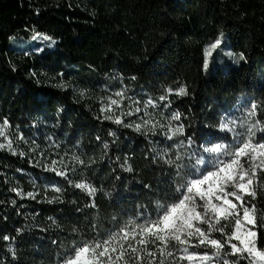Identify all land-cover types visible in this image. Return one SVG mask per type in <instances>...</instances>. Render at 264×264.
Here are the masks:
<instances>
[{
  "label": "trees",
  "instance_id": "trees-1",
  "mask_svg": "<svg viewBox=\"0 0 264 264\" xmlns=\"http://www.w3.org/2000/svg\"><path fill=\"white\" fill-rule=\"evenodd\" d=\"M36 35L54 47L31 53L30 70L15 69L12 39ZM181 86L187 95L176 94ZM107 88L179 112L197 146L231 142L218 129L221 117L239 102L264 109V0H0V124L7 119L23 137L16 151L0 149V264H59L76 242L154 215L158 201L178 195L175 168L159 149L175 159L184 149L169 146L183 136L167 141L104 119ZM257 118L264 119L259 110ZM53 161L68 179L46 170ZM254 203L264 211V191Z\"/></svg>",
  "mask_w": 264,
  "mask_h": 264
},
{
  "label": "snow or ice",
  "instance_id": "snow-or-ice-1",
  "mask_svg": "<svg viewBox=\"0 0 264 264\" xmlns=\"http://www.w3.org/2000/svg\"><path fill=\"white\" fill-rule=\"evenodd\" d=\"M221 43L222 39L217 38L205 50V70L209 66L208 57ZM240 59H244L243 53ZM166 91L168 94L173 92L172 89ZM176 94L187 95V89L181 86ZM123 95L116 93L117 97ZM159 99L165 101L167 95ZM119 104L117 99L109 98L101 111L110 113L112 107ZM147 104H152V101ZM258 110L264 114V109L252 103L239 121L221 117L218 129L232 133V143L207 141L199 146L192 136L185 135L184 124L172 125L171 121L181 120V114L173 112L167 117L168 123L159 124V130L168 140L183 136L169 147L183 148L184 151L177 152L175 159L167 157V151H163L160 159L175 168V176L179 178L175 185L178 195L168 198L170 202L158 201L154 215L142 214V220L132 219L106 235L76 242L59 264H264V234L260 231L264 228V211L257 209L254 203L260 192L264 191V135L258 136L264 134V119L257 118ZM134 111L140 112L141 108L137 107ZM145 114L151 116V113ZM124 115L131 116L133 112H121L120 116L106 114L104 119L124 127H133L145 136L157 133V124L151 120L125 123L121 118ZM8 128L9 121L5 119L0 124V136L5 137L7 143H0V149L7 147L12 150L13 141L7 139ZM110 135L115 136V133ZM103 146L108 148L107 143ZM79 163L83 164L84 161ZM55 164L56 161H53L50 169L46 170L68 179L66 173L62 169L57 170ZM124 170L131 172L132 168L129 165ZM69 183L72 181L69 180ZM73 186L86 191L89 196H94L97 191L86 182H76ZM13 191L24 195L18 189ZM55 191L60 192L61 189ZM27 196L35 198L33 193H27ZM58 199L53 197L48 202L53 203ZM91 206L95 207V204ZM21 231L17 229V233ZM2 239L15 238L3 236Z\"/></svg>",
  "mask_w": 264,
  "mask_h": 264
},
{
  "label": "rangeland",
  "instance_id": "rangeland-1",
  "mask_svg": "<svg viewBox=\"0 0 264 264\" xmlns=\"http://www.w3.org/2000/svg\"><path fill=\"white\" fill-rule=\"evenodd\" d=\"M45 36L42 35H36L33 40L26 41L23 39H12V47L15 51V54L13 57H11V62L15 69L17 70H30L32 68V58L31 53H41L47 48L54 47V42L51 39H44ZM229 56V55H228ZM79 76L88 81L93 82V75L89 72L81 71L78 73ZM90 78H88V77ZM52 84L60 86L64 89L68 88V84L65 82L63 77L61 75H56L49 73L46 77ZM121 92L124 95L122 97H117L116 93ZM103 97L99 99L101 101V109L102 107L106 106V104L109 102V98L111 99H117L120 101L119 106H113L112 111L110 113L102 112L105 116L106 114H113L115 116H120L121 112L127 113L129 111L133 112V115L128 116L124 115L121 118L124 120L125 123H141L142 120L148 119L151 120L152 123L157 124V134H160L164 139H166L159 130V124L160 123H168L167 117H170L171 115H167L164 112H162L161 107L151 99L144 100L143 98L137 96L136 94H132L130 92H126L123 90H115L112 88H107L105 91H103ZM135 101V103H133ZM148 101H152V104H155L156 106L153 107L152 104H147ZM252 103L247 102H239L229 113L224 114L223 116L236 119L237 121L244 118V116L247 113V109L250 108ZM140 107V112H135L134 110ZM145 112L151 113V116H148L145 114ZM172 125H177V121H171ZM2 124V123H1ZM134 129L133 127H131ZM231 137V142H222L224 144H230L233 140V134L227 133ZM19 137L17 135V131L14 130L12 127L9 126L7 129V139H10L13 141L12 144V150L16 151L19 148V143L22 141V139H17ZM176 138V137H175ZM167 141H171L166 139ZM0 143H7V140L5 137L0 136ZM221 143V142H220ZM5 149H8L5 147ZM165 150L159 149V154ZM194 162H195V158ZM50 167V166H49ZM57 170H60V168H57ZM65 172V171H64ZM186 264V262H185Z\"/></svg>",
  "mask_w": 264,
  "mask_h": 264
}]
</instances>
